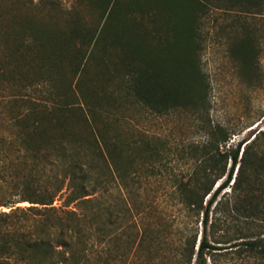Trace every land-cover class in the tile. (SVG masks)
I'll use <instances>...</instances> for the list:
<instances>
[{
    "label": "trees",
    "instance_id": "obj_1",
    "mask_svg": "<svg viewBox=\"0 0 264 264\" xmlns=\"http://www.w3.org/2000/svg\"><path fill=\"white\" fill-rule=\"evenodd\" d=\"M89 1L87 5L101 8L99 17L105 20L97 36V45H103L104 32L115 20L120 0ZM190 1L194 7V0ZM196 1L204 12L212 0ZM5 2L13 8H4ZM59 4L58 0H0V80L15 78L20 84L17 89L49 80L47 66L55 67L57 59H62L57 55L61 25L55 19ZM192 18L196 20L195 15ZM191 29L193 36L198 35L196 25ZM118 30L117 37L121 36ZM95 33L96 28L89 43ZM176 42L182 44L179 39ZM109 45L128 47L139 62L127 72L126 100L117 97L121 101L105 107L86 100L76 106L69 100L15 95L7 102L5 115L0 113V129L6 130L0 134V192L11 173L19 198L7 201L0 197V209L19 201L31 203L27 208L0 210V264H193L194 259L196 264H207V258L219 264L229 254L240 264H264V148L257 151L264 129L249 142L241 139L227 146L228 133L208 117L209 82L195 61L185 59L173 70L157 69L144 50L143 37ZM75 56L73 78L87 71L85 55ZM129 102L158 114L182 108L206 133L204 141L191 142L180 150L192 169L187 180L174 179L172 199L182 204L190 233L178 226L173 230V223L165 227L150 223L143 203L120 202L119 191L129 193L141 183L137 175L140 140L123 123L122 110ZM76 110L78 121L69 116L70 112L77 114ZM165 152L166 148L151 145L152 170ZM126 154L128 164H124ZM230 184L234 194L224 202L220 194ZM113 188L119 189L114 203L107 197L114 195ZM63 189L68 192L65 206L75 203L74 208L53 205ZM222 212L233 216L235 223L211 240L208 230L219 225Z\"/></svg>",
    "mask_w": 264,
    "mask_h": 264
},
{
    "label": "rangeland",
    "instance_id": "obj_2",
    "mask_svg": "<svg viewBox=\"0 0 264 264\" xmlns=\"http://www.w3.org/2000/svg\"><path fill=\"white\" fill-rule=\"evenodd\" d=\"M58 1L60 4L55 19L61 25L58 34L61 45L58 47L61 50L57 51V55L62 59H57L55 67L50 64L47 66L51 72L49 80L43 84L17 89L20 84L15 78L0 80V113L3 116L7 111V102L15 95L48 101L69 100L76 106L86 100L102 107L117 104L121 101L117 97L126 100V86L129 83L127 72L139 62L133 56L135 52L128 47L121 49L120 46L109 44L124 39L133 42L143 37L147 44L144 50L149 52L157 69L180 68L185 59L195 61L201 68L210 87L208 117L214 126L222 127L228 133L230 139L227 146L235 145L241 139L249 142L264 129V0L230 3L212 0L204 12L201 4L195 3L196 0L194 7L190 0H120L115 20L104 32L106 39L103 45H97V36L105 25V20L99 17L101 8L98 5H87L89 0ZM4 8H13V4L5 2ZM194 15L196 20L199 18L197 21H193ZM195 25L198 35L195 33L193 36L191 28L195 29ZM73 27L76 33L72 34ZM95 28L97 33L89 43ZM117 29L121 36H116ZM178 39L182 44H176ZM237 46L243 48L235 49ZM79 49L84 50V53L79 52ZM75 54L85 55L84 66L87 71L77 73L73 78ZM76 111L77 114L70 112L71 120H79L80 112ZM122 111L126 130L134 131L140 140L137 175L141 183L139 188L129 193L126 189L119 191L113 188L114 195L107 196L108 199L113 202L119 191L122 196L120 202L124 199L123 204L135 200L148 207L150 223L159 224L158 227L173 223V230L178 226L186 234L190 233L191 225L186 226L182 204L172 199L174 179H188L192 164L187 157H182L184 153H180V150L191 142L204 141L205 131L197 128L196 120L182 108L158 114L144 105L132 106L129 102ZM3 129H0V134L6 132ZM259 144L257 151L264 148V138ZM151 145L166 148L162 160L153 161L157 166L155 170H152V158H148ZM129 162L126 154L124 164ZM53 172L51 170L49 174ZM236 172L237 167L234 177ZM13 179V174L7 175L0 192V197L7 201L19 200L17 190L12 185ZM231 184L220 194L224 202L234 194ZM67 194V190L63 189L55 197L53 205L74 208L75 203L65 206ZM30 205L29 201H19L11 208H27ZM11 208L1 207L0 210L9 211ZM219 215V225L208 230L211 240L214 239L213 235L218 237L226 225L233 227L235 223L229 213L222 212ZM201 219L202 216L198 223V242L203 230ZM9 222L8 219L5 227ZM179 238L175 236L176 240ZM218 262L240 264L232 254L222 256ZM193 264H196L195 259ZM207 264H211L209 258Z\"/></svg>",
    "mask_w": 264,
    "mask_h": 264
}]
</instances>
